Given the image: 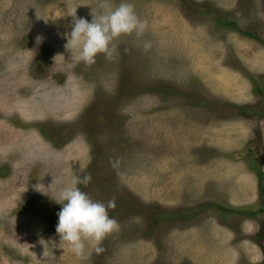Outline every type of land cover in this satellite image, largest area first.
Wrapping results in <instances>:
<instances>
[{
  "label": "rangeland",
  "instance_id": "1",
  "mask_svg": "<svg viewBox=\"0 0 264 264\" xmlns=\"http://www.w3.org/2000/svg\"><path fill=\"white\" fill-rule=\"evenodd\" d=\"M105 2L0 0V264H264V0H128L143 35L77 61ZM85 176L118 227L81 259L53 198Z\"/></svg>",
  "mask_w": 264,
  "mask_h": 264
},
{
  "label": "clouds",
  "instance_id": "2",
  "mask_svg": "<svg viewBox=\"0 0 264 264\" xmlns=\"http://www.w3.org/2000/svg\"><path fill=\"white\" fill-rule=\"evenodd\" d=\"M102 7L105 11L93 14L92 19L77 18L72 14L73 24L70 33H66V48L75 52V59L87 64L95 62V57L103 53L106 59L113 58L110 47L114 38L121 34L135 33L142 36L146 24L134 12L133 5L128 0H122L118 7L112 9L105 2ZM41 37H37L39 43ZM147 50L150 42L143 45ZM90 177L85 176L80 180L61 187L57 196L53 198L61 205L58 215L56 231L60 241L66 242L70 250L79 258H86V247L95 246V251L100 252V243L105 237L118 227L116 220L109 216L108 209L114 207L113 202L106 205L93 200L87 193L81 191L80 183L87 184Z\"/></svg>",
  "mask_w": 264,
  "mask_h": 264
},
{
  "label": "trees",
  "instance_id": "3",
  "mask_svg": "<svg viewBox=\"0 0 264 264\" xmlns=\"http://www.w3.org/2000/svg\"><path fill=\"white\" fill-rule=\"evenodd\" d=\"M235 26H237V25H235ZM263 192H264V189H263Z\"/></svg>",
  "mask_w": 264,
  "mask_h": 264
}]
</instances>
